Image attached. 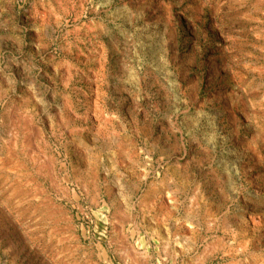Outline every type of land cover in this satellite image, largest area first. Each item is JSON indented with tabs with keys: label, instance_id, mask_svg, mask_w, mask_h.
Masks as SVG:
<instances>
[{
	"label": "rangeland",
	"instance_id": "1",
	"mask_svg": "<svg viewBox=\"0 0 264 264\" xmlns=\"http://www.w3.org/2000/svg\"><path fill=\"white\" fill-rule=\"evenodd\" d=\"M0 264H264V0H0Z\"/></svg>",
	"mask_w": 264,
	"mask_h": 264
}]
</instances>
